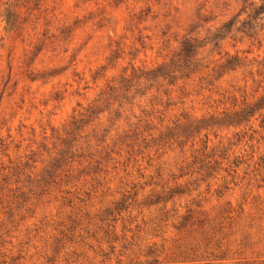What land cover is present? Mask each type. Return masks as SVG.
I'll return each mask as SVG.
<instances>
[{
  "label": "rangeland",
  "instance_id": "1",
  "mask_svg": "<svg viewBox=\"0 0 264 264\" xmlns=\"http://www.w3.org/2000/svg\"><path fill=\"white\" fill-rule=\"evenodd\" d=\"M243 1L0 0V264H264L262 120L212 126L264 96V29L208 47L211 70L243 61L214 85L101 100ZM203 154L222 169L208 176Z\"/></svg>",
  "mask_w": 264,
  "mask_h": 264
},
{
  "label": "trees",
  "instance_id": "2",
  "mask_svg": "<svg viewBox=\"0 0 264 264\" xmlns=\"http://www.w3.org/2000/svg\"><path fill=\"white\" fill-rule=\"evenodd\" d=\"M243 16H245V18L242 19ZM259 28H261V30L264 29V0H244L241 11L233 20L225 22L220 28L212 33L211 38H205L202 41L197 38H187L182 42L180 50L176 52L169 61L164 62L154 69L149 70L133 67V73L131 75H124L118 82H115L114 80L109 82L106 90L101 93V100L103 99L108 103V109L111 102H119L120 109L123 107L122 100H126L133 90H135V95H138L143 89L147 90L140 95L141 97H144L154 88L159 92L160 89L165 86L168 88L175 87L180 82L186 83L199 75L201 76L199 77L200 82L207 81L208 78H210L207 81L208 86L214 85V81L211 79L212 76L218 74V78H222L226 72L236 71L241 68L243 66V61L239 56L229 57L225 63L218 67V69L216 66L211 70V64H206V57L204 56L208 47H212L209 52H214L216 48H220L219 46L221 42L226 40L229 35L236 36L240 34L242 35V38L256 39ZM187 85L188 84H185L182 88ZM168 90L169 89L164 92L165 95H172L174 91L171 90L169 92ZM234 107L233 111H225L219 117H212V126L238 128L243 125H253L254 121L261 119L260 127L264 129V96L254 104L247 102L245 99L241 107H238L237 104H234ZM98 109L99 108L97 107L95 108L94 106H91L88 110L89 116L95 115V112ZM102 113L103 111L100 112L96 118L99 121ZM82 122L83 120H75L72 122L70 130L66 134L73 136L75 131L79 130L77 124ZM203 122L204 121L197 122L196 129H198V133L202 129H208L210 127L209 124L206 126H200ZM191 124L189 123L188 126L191 127ZM252 128L253 126H251V129ZM128 137L129 136L127 135L126 138ZM102 142L105 141L102 140ZM66 153H68V151ZM225 159L226 158H222V162H219L218 160H214V158L210 159L209 156L203 154L199 164L201 165V169H205L208 176H210L219 168L220 170L222 169L220 166H222ZM260 160L264 170V158H261ZM173 197L174 196H172V198ZM16 199L17 197L14 196L11 204L9 201V206L15 204ZM191 212L192 210L189 209V214L184 217L185 221L190 218ZM5 256L6 255L0 253V257L5 258ZM6 263V260L2 262V264Z\"/></svg>",
  "mask_w": 264,
  "mask_h": 264
}]
</instances>
